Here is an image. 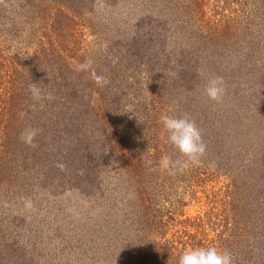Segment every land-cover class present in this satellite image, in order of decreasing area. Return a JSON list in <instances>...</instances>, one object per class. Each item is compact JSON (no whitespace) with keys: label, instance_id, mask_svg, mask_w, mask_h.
Listing matches in <instances>:
<instances>
[{"label":"rangeland","instance_id":"rangeland-1","mask_svg":"<svg viewBox=\"0 0 264 264\" xmlns=\"http://www.w3.org/2000/svg\"><path fill=\"white\" fill-rule=\"evenodd\" d=\"M62 1L64 8L42 4L41 25L32 34L45 35L38 37L44 47L51 44L63 53L60 63L90 59L96 74L107 78L109 83L98 87L88 71L91 87L115 98L107 108L119 110L116 120L109 116L110 125H117L118 144L137 149L141 154L135 157L142 161L161 158L173 148L164 142L163 129L158 131L165 148L160 147L152 123L162 114H187L203 137L216 143V164L194 178L189 169L153 172L148 206L144 196L138 200L128 190L115 157L106 151L99 156L101 133L91 118L79 121L87 131L85 150L68 147L64 134L52 140L42 136L37 138L42 157L33 160L29 155L37 146L25 150L16 140L24 129L8 120L0 126V264H175L186 249L202 244L203 233V246L227 249L239 264L249 259L247 264H264V237L258 240L264 235V29L251 36L245 20L224 31L219 27L216 5L235 15L237 0H206L200 14L191 0ZM208 22L219 24L221 47L214 54L201 39L202 23ZM190 46L201 61L215 66L211 77L224 79L222 103L204 95L207 79L192 72L198 59L178 54ZM160 47L171 55L164 59ZM144 137L150 139L139 145ZM238 211L244 216L234 214ZM227 227L244 229L245 252L215 242Z\"/></svg>","mask_w":264,"mask_h":264},{"label":"trees","instance_id":"trees-1","mask_svg":"<svg viewBox=\"0 0 264 264\" xmlns=\"http://www.w3.org/2000/svg\"><path fill=\"white\" fill-rule=\"evenodd\" d=\"M191 2L195 7L194 13H204L203 7L206 5V0H191ZM43 3H58L59 6L63 8L65 5L62 0H4V5H0V126L3 127L9 120V123H12L11 125L20 124L19 126H21L22 129L32 127L40 130L34 141L37 148L32 152V156L29 155L31 157L30 159L33 160L36 156L42 157L37 154L40 151L37 138H41L42 136V138L46 140H52L55 138L56 134L59 136L64 134L61 138L68 147L76 148L78 152L85 150L84 145L85 142H87L85 137L87 131L84 122L79 123V121L82 118L84 121L87 120L88 117L91 118L92 124L98 126L100 129L99 132L101 133L100 142L102 143V150L99 156L104 157L105 151L108 157L114 156L117 168L122 170L121 174L123 178H125L128 190L132 191L136 198L144 196V201L148 202L147 204L150 206L152 202L149 196L147 199V190L151 179H148L152 176L153 172L155 174V172L160 171L158 166L160 156L158 159H155L157 158L155 156H150L149 160L151 161V165H149L147 163L149 160L142 161L143 158H137L139 154H141L137 149L127 146L122 147L121 144H118L117 125H110L109 116H112L116 120L119 110L107 108L109 104L113 105L111 102H113L115 98L102 96L99 89L92 88V82H88V71L78 72L75 70L78 64L60 63V59H63V53L48 43L50 47H44L42 41L38 38L42 37L45 39V35L32 34V32H36V29H34L35 27L37 29L40 28L41 21L39 16L41 12L39 8H42L41 6ZM236 5L239 6V9L237 11V7L235 6V15L233 12L226 15L224 13V11H226L224 9L226 6L216 5V12L219 11L221 13V18L218 20L220 26L219 24L214 25V22H208L207 24L202 23V43L212 46L209 47L208 53H217L216 48L221 47V44H219L221 42H219L221 36L218 32L219 27H222L224 31V27L226 26V28H228L227 25L229 23L235 22V24H237L238 21L245 20L251 36H255L256 33H263L264 0H237ZM32 17L36 18H34L31 25L30 19ZM26 26L28 31L26 30ZM216 26L219 27L216 28ZM32 36L36 43L32 41ZM158 43L159 41L156 40L155 44ZM218 44L219 46H217ZM159 51L163 54L164 59L171 55L170 53H163L164 49L161 47ZM195 51L196 50H193L192 46H190L189 49L184 47L178 50V54H191L194 59H198L196 62L193 61L192 63V72L199 75L200 78L208 79V77L212 76L210 73L214 70L215 66H209L208 63L205 64L204 61L200 60L202 58H200V55ZM217 64L218 63H216V65ZM83 74L86 75L84 76ZM32 84H35L36 87L41 89V99L39 101L33 100L29 93V85ZM186 85L191 87L188 81ZM113 91L114 90H112L111 93ZM253 106H256V104ZM153 129L158 133V135L153 133L154 139L158 141L160 147L165 148V145L161 143L163 142L164 136L161 135V131H158V129H163L159 120L152 123V130ZM47 134L49 135L48 137H46ZM146 139L150 138L144 137L139 139V145ZM16 140H20V138ZM203 140L206 144V153L198 164L200 167L193 166L189 168L190 178H194V175H199L200 172L201 174L208 172L211 168L208 164H216L214 158L216 159V153L219 151L216 147V143L211 142L212 140L209 137H203ZM7 141H9V138ZM20 143H22L23 146L25 145L21 140ZM26 148L25 145V150ZM27 150L29 151L30 147H28ZM23 153L24 152L21 153V157H24ZM171 153L179 154L175 149L167 151V155H171ZM210 154H213V156L208 157ZM135 155L137 157H135ZM127 156H129L130 159L126 160L125 158ZM179 157L184 159L180 154ZM253 158H255V156ZM0 162H3V156L0 158ZM248 167L251 169V172L254 171L255 165L253 159ZM198 168H200L199 171ZM201 170L204 172L202 173ZM250 175L251 173L247 177ZM134 177L137 178L132 179ZM204 180L205 179H201L200 182L203 183ZM189 188L192 189L193 187ZM137 199L139 200V198ZM145 210L151 211L149 207ZM231 212L232 211H230L229 214ZM262 213H264L263 208L260 211V214ZM234 214L244 216L243 211H238ZM229 217L230 216H227L225 220H233ZM172 219L171 217L170 220ZM211 220L212 219H209L210 222ZM187 221L188 220H186V223ZM163 222L162 219L159 221L160 224ZM213 225L217 227L215 222ZM211 231L215 230L211 229ZM205 235L206 233H203L202 244H199L201 247H208L203 246ZM244 235V229L238 232L233 227H227L224 231H219V233L216 234L215 238L217 241H215V239L214 241L226 244L232 243L238 250L245 252V247L242 246L247 242ZM263 237L264 235L259 234L258 240ZM214 247L220 249L219 246ZM252 254L253 251L250 250V255ZM250 260L251 259L246 261L242 260L240 263L247 264ZM178 262L179 260L176 261L175 264H178ZM233 264L239 263L233 260Z\"/></svg>","mask_w":264,"mask_h":264},{"label":"clouds","instance_id":"clouds-1","mask_svg":"<svg viewBox=\"0 0 264 264\" xmlns=\"http://www.w3.org/2000/svg\"><path fill=\"white\" fill-rule=\"evenodd\" d=\"M76 71H89L94 83L98 87L106 86L109 81L102 75H97L92 68V61L86 60L76 66ZM29 93L33 100L41 99V89L35 84L29 85ZM225 81L222 77L215 76L206 80L203 93L207 98L217 104L223 102L225 95ZM159 123L165 133V143L172 146L183 160L173 158L170 155H162L159 160V169L174 175L177 172L183 173L190 167L197 166L206 153V144L203 140L201 129L196 122L187 114L181 116L162 114ZM39 129L28 127L20 134V140L29 147H35V139ZM151 165V161H147ZM178 264H233L232 254L228 250H220L216 247H198L186 249L179 257Z\"/></svg>","mask_w":264,"mask_h":264}]
</instances>
